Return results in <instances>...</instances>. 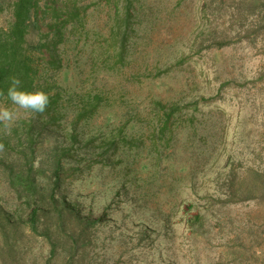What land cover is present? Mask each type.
<instances>
[{"label": "rangeland", "instance_id": "374dc122", "mask_svg": "<svg viewBox=\"0 0 264 264\" xmlns=\"http://www.w3.org/2000/svg\"><path fill=\"white\" fill-rule=\"evenodd\" d=\"M95 1L83 37L66 32L70 40L60 47L64 64L55 77L63 94L95 86L102 91L101 113L84 127L98 151L118 128L127 139L120 142L117 166H94L84 177L67 178L61 189L81 214L103 218L87 263L264 264L262 203L210 200L231 163L238 178L250 168L264 171V28L256 30L264 25H254L251 38L209 47L215 24L199 15L200 0H141L128 62L104 70L102 58L92 59L93 41L108 35L113 20L111 6ZM9 18L0 13V27ZM203 97L218 99L204 107L216 115L197 112L192 124L191 111H178L163 139L155 133L164 123L155 101L169 112L173 102ZM166 110L160 111L164 118ZM27 114L19 110L18 117ZM0 201L16 208L3 182ZM200 213L204 218L196 222ZM35 249L43 264L49 247L38 241ZM58 258L54 263L65 264Z\"/></svg>", "mask_w": 264, "mask_h": 264}, {"label": "trees", "instance_id": "16d2710c", "mask_svg": "<svg viewBox=\"0 0 264 264\" xmlns=\"http://www.w3.org/2000/svg\"><path fill=\"white\" fill-rule=\"evenodd\" d=\"M105 1L111 6L113 22L107 36L94 38L97 55L92 59L102 58L104 70H119L128 62L141 0ZM96 2L0 0V13L10 14L7 26L0 27V102L12 103L7 97L12 76L21 79L24 89L42 90L50 98L43 113L28 111L27 116H19L10 132L0 126V182L13 191L16 199L12 210L6 201H0V264H40L35 255L38 241L49 247L43 264H56V257L57 263L88 264L91 245L97 242L95 228L103 218L81 214L61 196V189L67 178L84 177L94 166L118 165L115 158L120 142L127 139L118 128L120 131L110 135L98 151L84 127L100 115L102 91L95 86L63 94L55 78L64 64L60 47L70 40L66 32H81L83 37L81 29L88 25L86 17ZM199 8V15L215 24L209 47L229 46L264 28L253 29L254 25H264V0H200ZM217 25L233 29L226 31ZM216 100L203 97L183 105L173 102L169 112L167 104L155 101L159 120H164L155 133L163 139L165 126L172 124L178 111H191L192 124L197 112L216 115L217 111L204 110ZM163 109L165 118L160 113ZM63 125L69 127L67 133ZM248 170L238 178L237 168L231 163L229 171L218 179L217 195H210L212 203L256 200L264 206V171ZM130 171L123 180H128ZM202 218L201 213L194 217L196 222ZM189 223L195 224L191 218L187 219Z\"/></svg>", "mask_w": 264, "mask_h": 264}, {"label": "clouds", "instance_id": "9594fccd", "mask_svg": "<svg viewBox=\"0 0 264 264\" xmlns=\"http://www.w3.org/2000/svg\"><path fill=\"white\" fill-rule=\"evenodd\" d=\"M21 85L22 81L19 77H10V85L7 89V97L15 107H0V126L9 132L18 118L19 110L43 113L50 103V98L44 91L26 90Z\"/></svg>", "mask_w": 264, "mask_h": 264}]
</instances>
